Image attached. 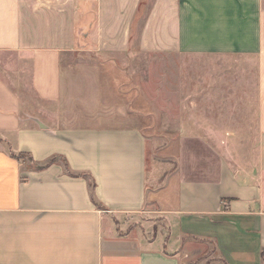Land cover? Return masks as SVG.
<instances>
[{"label": "crops", "instance_id": "0c3cea01", "mask_svg": "<svg viewBox=\"0 0 264 264\" xmlns=\"http://www.w3.org/2000/svg\"><path fill=\"white\" fill-rule=\"evenodd\" d=\"M139 52L255 58L256 153L180 133L149 184ZM263 249L264 0H0V264H264Z\"/></svg>", "mask_w": 264, "mask_h": 264}, {"label": "rangeland", "instance_id": "374dc122", "mask_svg": "<svg viewBox=\"0 0 264 264\" xmlns=\"http://www.w3.org/2000/svg\"><path fill=\"white\" fill-rule=\"evenodd\" d=\"M126 65L141 88L136 99L143 105L151 101L157 112L150 127L143 128L151 144L147 157L149 184L161 185L176 165L180 133L204 136L231 159L235 154L256 153L255 58L139 52L131 55ZM16 89L34 103L26 87ZM152 221L154 227L166 225V218L157 213Z\"/></svg>", "mask_w": 264, "mask_h": 264}, {"label": "trees", "instance_id": "16d2710c", "mask_svg": "<svg viewBox=\"0 0 264 264\" xmlns=\"http://www.w3.org/2000/svg\"><path fill=\"white\" fill-rule=\"evenodd\" d=\"M15 157H27V155H25V154H19V155L15 156ZM31 161H32V160H31ZM50 162H53V159H51V160L48 162V164H49ZM36 168H41V167L36 166ZM91 184H92V183H91ZM96 204H97V202H96ZM98 206H99V205H98ZM262 260H263V262H264V249H263V251H262Z\"/></svg>", "mask_w": 264, "mask_h": 264}]
</instances>
